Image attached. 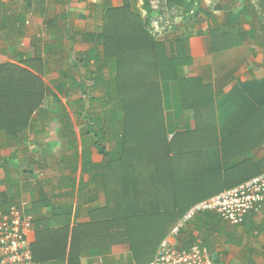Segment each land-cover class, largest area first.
<instances>
[{
	"label": "rangeland",
	"instance_id": "obj_1",
	"mask_svg": "<svg viewBox=\"0 0 264 264\" xmlns=\"http://www.w3.org/2000/svg\"><path fill=\"white\" fill-rule=\"evenodd\" d=\"M4 1L6 11L11 15L13 22L16 18L24 17L26 23L18 24L25 26L24 28H18L12 24V30L7 29L0 33V64L5 71L0 76H4L5 83L21 87V97L10 103L13 109L12 114L24 121L28 118L24 114L30 110L32 112L28 118L25 134L19 133L17 140L8 138L5 133L0 131V166L2 158L7 156L9 161L5 167L8 169V164L16 165V169H18L16 172L19 173L20 180L23 177L19 181V189L22 188L23 191L13 190V193L18 195L15 194L11 202L24 205L27 211L34 215L35 210H38L35 208L41 206L38 202L37 191L41 185L47 189L49 198L59 201L55 197V195H59L54 193L55 187L62 185L65 190H69L68 177H74L77 181L83 177L85 180L89 179L86 173L83 174L81 167L74 174L70 170L69 160L75 156L77 149L91 147L93 161L106 163L103 156L93 146L94 137L92 133H89L88 126L92 123L103 122L108 132H112V130L117 132L122 129V122L114 114V110L117 109L122 99L118 96L119 92L116 91L115 66L111 62L105 64L103 46L96 44L97 35L102 32L105 22L107 25H111L113 23H110L111 21L117 20L123 21L125 24L132 23L140 29L138 23H143L147 12L143 9V0H132L133 12H125L126 14L121 11L117 12V9L123 7L125 0ZM162 3L165 5L164 15L158 18L154 17L151 25L146 24V26L151 35L163 40L169 47L171 41L179 36V33L183 36H190L193 32L201 31L203 26L204 35L213 39L219 31L216 32L218 25L216 14L212 17L200 13L197 18L191 16L198 3L202 4L205 10L210 9L213 4L208 5V0L207 2L206 0H153V4L157 8ZM106 5H111L114 9L109 15L107 11L105 12ZM219 15L224 19V12ZM223 38H225V34ZM192 54L190 51L191 56ZM195 65L196 61L193 59L192 64L183 67L182 70L187 78H196L194 74L197 66ZM145 81L152 84L156 83L157 79L149 73L145 77ZM43 88L46 89L45 96L42 95ZM145 90L142 87L131 88L130 93L142 94ZM164 93L163 112L166 119L165 128L168 129V132L171 131L173 125L176 126L184 119L190 121L191 128L193 126L195 130L204 126L222 128L226 118L228 122H233L231 114L227 115V106L224 107L223 104L217 106L215 104V111H211L209 108L185 107L181 101V84L178 82L171 83L168 94L164 88ZM36 99L41 100L39 103L42 110L40 108V110H35L38 103ZM215 102L217 103L216 99ZM68 121L73 128L71 136L67 135L64 128V123ZM184 132L185 130L178 131V133ZM221 132L222 134L219 135L217 131L219 142L233 131L223 129ZM199 134L201 135L198 137L201 147L198 146L194 150L184 149L187 160V173L185 174L194 172L196 175L202 171L200 176L207 177L208 167L219 161L220 157L222 160V151L219 145L209 147L208 139L201 130ZM224 135L226 136L223 137ZM172 137L171 131L168 134V140ZM72 139H75L74 145ZM185 141L188 147H191L194 139H187L186 136L179 138L176 149H179ZM197 142L194 146H197ZM106 145L109 150H112L115 141L108 139ZM238 167L233 172L241 181L256 173V167L253 164L245 163ZM110 173L116 174L115 172ZM145 173L149 174L148 171ZM229 177L231 178V176ZM142 178L145 180L141 185H145L146 188L154 183L151 175L145 177L144 174ZM219 185L222 186V183ZM106 187L107 191L115 188V186H111L110 182ZM117 192H119L117 195L121 193V191ZM21 195L24 198L17 199L18 201L14 200ZM108 195L111 194L103 191L92 209L100 207L104 209L109 204ZM69 199L73 201L71 198ZM70 200L65 202L71 203ZM143 204H147V208L159 206L161 210L168 209L171 205L161 201L158 196L153 194H149L143 200ZM196 220L192 227H187L183 231V242H188L197 232L198 237L204 242L208 240L206 244L215 249L217 246L213 247L209 243V237L214 235V232L206 231L201 227L203 226L202 220ZM111 230L115 234L114 229ZM121 233L128 234L125 227L119 231V234ZM216 238L217 236H214L212 240L219 243ZM161 241L157 245L158 247ZM121 243L124 242L118 244ZM122 254L120 264H124L123 258L127 260L125 264H135L131 251H123ZM226 257L229 259L230 255ZM228 264H232V261Z\"/></svg>",
	"mask_w": 264,
	"mask_h": 264
},
{
	"label": "trees",
	"instance_id": "obj_2",
	"mask_svg": "<svg viewBox=\"0 0 264 264\" xmlns=\"http://www.w3.org/2000/svg\"><path fill=\"white\" fill-rule=\"evenodd\" d=\"M198 5L194 7V10L199 9ZM133 8L132 0H125L123 7L117 9V12L132 13ZM163 8V3L157 8L153 6L152 0H143V9L147 12V17L143 23H138L140 29L132 23L129 25L120 20L111 21L110 23L113 22L111 25L104 23L102 32L97 35L96 44L103 46L105 64L111 62L115 66L116 91L119 92L118 96L122 99V104L121 102L118 104L114 114L122 122V129L117 132L114 130L108 132L103 122L92 123L88 126L89 133H92L94 137L93 146L103 156L106 163L93 161L91 147L77 149L75 156L69 160L72 174L81 167L83 174L86 173L89 177L87 181L84 177L79 181L74 177H68L70 187L75 189L77 186L81 194L94 193L93 195L97 199L103 191L111 194L108 195L109 204L104 209L89 210L92 222L84 224L87 226V231L84 233L95 232V234L103 236L111 235L110 242L128 244L132 259L136 264H148L154 258L159 242L166 237L192 205L239 184L241 180L233 171L251 158L249 152L251 145L248 146L247 152L246 139L243 136L245 129L243 127H245L246 121L240 123L236 130H233L220 142L216 125V127L204 126L196 130L186 129L184 133H178V130L172 128L173 137L168 140V134L171 131L168 132V129L165 128L164 88L168 94L171 83L178 82L181 84V101L185 107L209 108L211 111L216 109L214 107L216 95L213 87L204 83L200 77L187 78L184 75L183 67L193 62L188 37L182 34L176 36L169 47L166 42L155 38L147 30L146 24L150 26L154 17L158 18L164 15ZM6 10L5 3L0 1V25L2 28H6L11 22V16ZM112 10L114 9L111 5L105 6V12L107 11L108 15ZM3 72L5 71L0 64V75ZM149 73L155 76L156 83L148 84L145 81V77ZM3 79L4 76H0V131L5 133L8 138L17 140L18 135L25 134L32 110L24 114L28 117L24 121L12 114L13 109L10 103L21 97V87L5 83ZM141 87L146 89L142 94L130 93L131 88ZM45 92L46 89L43 88V96H45ZM36 100L38 103L35 110H38L41 107L39 103L41 100ZM64 125L67 135L71 136L73 128L70 121ZM200 130L208 139L209 147L219 145L222 151V164L213 171L206 172L207 177L200 176L202 171L196 175L194 172L185 174L187 173V160L184 149L194 150L198 146L201 147L198 138L201 136ZM183 136L190 140L194 139L195 143L192 141V146L188 147L185 141L179 149H176L177 140ZM108 139L115 141L112 150H109L106 145ZM72 140H74V145L75 139ZM196 141H198L197 146H194ZM243 155L244 157H242ZM8 161L3 159V165H1L4 166ZM256 165V173L244 180L264 171L263 161ZM147 171L148 175L145 173ZM153 172L155 173L153 174ZM144 174L145 177L153 176L154 183L147 188L145 185H141L145 180L142 178ZM108 182L111 183V186H115L114 190L107 191ZM219 183H222V186ZM37 191L38 202L41 206H48L50 201L47 189L41 185ZM117 191H121V193L117 195L119 193ZM149 194L156 195L161 201L170 203V208L163 210L159 206L147 208V204H143V200ZM89 200L92 199L89 198ZM61 210H63L61 214L55 216L62 215L67 221L59 233L68 235L69 224L67 223L70 222L74 209L68 206ZM213 216L220 220L218 215ZM85 226L78 225L77 227L76 225L73 228L72 244L70 245L72 247L71 251L69 248L70 257L68 258L71 264L79 259V254H74V250L81 252L80 250L86 249L82 243L79 247L77 244L79 242L76 241V235H82ZM124 227L128 234H119V231ZM111 229H114L115 234L111 232ZM41 234V232L37 233L38 236ZM192 240L193 237L189 242ZM110 242L106 245H110ZM184 244L187 246V243ZM39 251V244L33 243L36 262L39 260H65V251L53 254L52 257L38 256Z\"/></svg>",
	"mask_w": 264,
	"mask_h": 264
},
{
	"label": "crops",
	"instance_id": "obj_3",
	"mask_svg": "<svg viewBox=\"0 0 264 264\" xmlns=\"http://www.w3.org/2000/svg\"><path fill=\"white\" fill-rule=\"evenodd\" d=\"M0 1L5 3L4 0ZM209 4H213V6L208 10L199 4V9L194 10L193 18L197 11L208 17L216 14L218 20L216 32L219 30L216 36L213 39L207 38L203 33V26L199 32H193L190 36L184 35L189 38L192 58L196 61L195 66L197 67L194 75L213 87L217 101L216 106L223 104L222 106L225 107L226 105L227 115L231 114L232 116L233 122H228L226 118L222 128L218 126L219 135L222 134L223 129L236 130L241 122L246 121V125L243 127V129L245 128L243 136L246 139L247 152L248 146L251 145L249 151L251 158L246 163L257 167L258 162H264V0H208ZM163 6V10H165V5L163 4ZM223 12L224 19L219 15ZM12 22L11 18V22L6 28H2L0 25V33L7 29L12 30V24L18 28H24L25 26L18 24L24 25L26 18H16ZM224 34L225 38H223ZM172 128L178 131L194 129L193 126L191 128L190 121L185 119ZM3 159L9 160L8 156L3 157L2 165ZM221 164L220 157L219 161L212 163L208 169L213 171ZM5 165L0 166V210H7L13 204L11 200L16 194L13 193V190L23 191L22 188L19 189V181L23 177L20 180L19 173L16 172L18 171L16 165L8 164V169ZM68 186L69 190H65L62 185L55 187L54 193L59 194L55 197L59 201H54L50 197L48 206H37L35 209L38 210L33 209L35 210L34 215L29 212L33 216L30 237L34 244H39L38 256L52 257L53 254L65 251L64 261L39 260L36 264H71L68 258L70 257L69 248L73 228L76 225L77 227L78 225L85 226L91 222L89 210L100 198L97 199L93 195L94 193L81 194L79 188L76 186L73 189L70 187V183ZM87 195L92 200H89ZM21 198L24 196H17L14 200L18 201ZM68 200L71 203L65 202ZM68 206L73 207L74 213L71 214V220L67 223L69 224L68 235H62L59 232L65 226L67 219H64L62 215H55L61 214L63 211L61 208ZM199 220H202L203 226L201 227L203 229L214 232V235L209 237V243L211 246L217 247L212 249L206 245L216 253V264H228L230 261L232 264H264V213L251 212L240 225H228L210 213L200 216L196 221ZM193 223L189 224L188 228L192 227ZM86 227H83L82 235H76L79 247L82 243L86 249L80 250L81 252L74 250V254H79V259L75 260L73 264H120L123 251L130 252L128 244L110 242L111 235L103 236L95 234V232L84 233L87 231ZM38 232L42 234L38 236ZM214 236H217L216 239L219 240V243L212 240ZM109 242L111 244L106 245ZM228 255H230L229 259L226 257ZM123 260L124 264L127 263L126 258Z\"/></svg>",
	"mask_w": 264,
	"mask_h": 264
},
{
	"label": "built area",
	"instance_id": "obj_4",
	"mask_svg": "<svg viewBox=\"0 0 264 264\" xmlns=\"http://www.w3.org/2000/svg\"><path fill=\"white\" fill-rule=\"evenodd\" d=\"M250 212L264 213V172L192 205L162 240L148 264H216V253L197 235L183 246L182 230L204 213H215L224 222L240 224ZM32 224L33 216L23 205L13 204L0 210V264H35Z\"/></svg>",
	"mask_w": 264,
	"mask_h": 264
},
{
	"label": "clouds",
	"instance_id": "obj_5",
	"mask_svg": "<svg viewBox=\"0 0 264 264\" xmlns=\"http://www.w3.org/2000/svg\"><path fill=\"white\" fill-rule=\"evenodd\" d=\"M262 172H264V171H262ZM262 172H261V173H262ZM261 173H259V174H261ZM259 174H258V175H259ZM255 176H257V175H255ZM252 178H253V177H252ZM250 179H251V178H250ZM247 180H249V179H247ZM247 180H244V181L240 182L239 184L244 183V182L247 181ZM239 184H237V185H239ZM237 185H235V186H237ZM233 187H234V186H233ZM230 188H231V187H230ZM227 189H229V188H227ZM11 205H13V204H11ZM11 205H10V206H11ZM16 205H19V204H16ZM19 206H21V205H19ZM23 206H24V205H23ZM24 207H25V206H24ZM25 210H26V212H27V209H26V208H25ZM186 212H187V211H186ZM186 212H185V213H186ZM28 213H29V212H28ZM185 213H184V214H185ZM250 213H251V212H250ZM253 213H258V212H253ZM29 214H30V213H29ZM184 214H183V215H184ZM205 214H209V213H204V214H201V215L197 216L194 220L190 221V222L188 223V225L191 224L192 222H194V221H195L196 219H198L200 216L205 215ZM210 214L215 215V213H210ZM248 214H249V213H248ZM248 214H247V215H248ZM216 215H217V214H216ZM247 215H246V217H247ZM182 217H183V216H182ZM182 217H181V218H182ZM246 217H245V219H246ZM181 218H180V219H181ZM180 219H179V220H180ZM217 219H218V218H217ZM245 219H244V220H245ZM179 220H178V221H179ZM218 220H219V219H218ZM220 221H222V220L220 219ZM223 222H224V221H223ZM243 222H244V221H243ZM243 222H242V223H243ZM226 223H227V222H226ZM242 223H240V224H242ZM176 224H177V223H176ZM228 224H230V223H228ZM240 224H231V225H240ZM188 225L186 226V228L188 227ZM186 228H184V229L182 230V234H181V237H180L183 246H184L185 244H184V242H183V238H182V236H183V231H184ZM194 236H195V235L192 236V237H193V240H194ZM163 239H164V238H163ZM163 239H162V240H163ZM193 240H192V241H193ZM189 241H190V240H189ZM189 241H188V242H189ZM161 242H162V241H161ZM188 242H186V243H187L186 245H188V244L190 243V242H189V243H188ZM158 249H159V247H158ZM157 251H158V250H157ZM33 254H34V252H33ZM154 257H155V256H154ZM34 261H35V260H34ZM35 264H36V261H35Z\"/></svg>",
	"mask_w": 264,
	"mask_h": 264
},
{
	"label": "water",
	"instance_id": "obj_6",
	"mask_svg": "<svg viewBox=\"0 0 264 264\" xmlns=\"http://www.w3.org/2000/svg\"><path fill=\"white\" fill-rule=\"evenodd\" d=\"M198 15H199V11H197V12L195 13V17H198Z\"/></svg>",
	"mask_w": 264,
	"mask_h": 264
}]
</instances>
